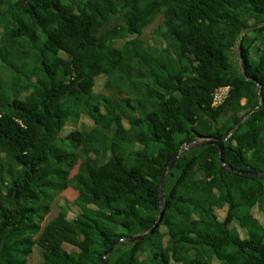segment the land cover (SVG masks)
I'll list each match as a JSON object with an SVG mask.
<instances>
[{
	"label": "trees",
	"instance_id": "16d2710c",
	"mask_svg": "<svg viewBox=\"0 0 264 264\" xmlns=\"http://www.w3.org/2000/svg\"><path fill=\"white\" fill-rule=\"evenodd\" d=\"M158 14L167 50L117 46ZM0 29V264H29L35 248L40 264H102L158 223L178 154L158 228L106 264H264L252 215L264 214V0H0ZM101 76L126 97L95 95ZM222 87L228 98L213 107ZM83 114L95 129L63 138ZM228 136L223 152L183 150ZM79 150L81 212L42 227Z\"/></svg>",
	"mask_w": 264,
	"mask_h": 264
},
{
	"label": "rangeland",
	"instance_id": "374dc122",
	"mask_svg": "<svg viewBox=\"0 0 264 264\" xmlns=\"http://www.w3.org/2000/svg\"><path fill=\"white\" fill-rule=\"evenodd\" d=\"M251 32L252 30L248 31L247 33H251ZM164 34H165V18L163 14H158L154 22L145 29L144 33L141 36H133L128 39L118 40L116 44L118 47H122L127 41L138 38L139 40L143 41L146 45H148L152 49L154 54H160L168 49L169 42L165 38ZM1 35H2V30L0 29V39H1ZM251 36L256 38L258 41H260L261 39V37L255 33H252ZM232 59L236 70L239 73H241L240 54L238 47L234 50ZM107 85H108V77L101 76L100 78H98L96 82V86L94 88V94L102 95V96H113L116 98L126 97L125 95H120L116 88L111 89ZM231 114H232L231 111H228L226 115L220 120V125L223 124L226 121V119L231 116ZM247 118L248 116L244 119V121ZM125 125L128 128L127 122L125 123ZM94 129H95L94 122L87 115L83 114L81 116L80 121L77 124H69L67 126L66 130L62 134V137L64 138L74 131H78L82 133L83 132L91 133ZM202 142L203 140L198 141V143H202ZM195 146H196L195 144L187 145L184 148V150L192 151L195 149H199V148H195ZM77 154H78V162L77 165L72 169L69 178L71 183L70 187L66 191H64L61 195L55 198L51 206V212L48 216H46L45 221L42 224V227H45L50 221L55 219L64 209H67V215L69 220L75 219L77 215H79L81 212L79 207L76 205V200L79 196V192L73 182V179L78 173L80 165L84 161V156L80 150L77 152ZM227 210L228 208H224L217 211L220 220H224V218L227 215ZM252 215L262 226H264V214L261 211L260 207H256L255 209H253ZM232 228L234 230H237L242 238H245L247 236L246 230L242 229L238 223H234L232 225ZM162 232L167 234V230L165 228H162ZM167 241H168V237L164 239V245L167 244ZM121 243L131 244L127 241H123ZM65 248L70 253L77 254V250L74 247L70 245H66ZM126 249L127 247L125 246L120 247L119 251L116 254V257L122 252H124ZM40 263H41V250L39 248H35L33 250V254L31 256V260L29 264H40ZM171 264H176V263L172 261ZM213 264H219V262L216 259H214Z\"/></svg>",
	"mask_w": 264,
	"mask_h": 264
},
{
	"label": "water",
	"instance_id": "95a60500",
	"mask_svg": "<svg viewBox=\"0 0 264 264\" xmlns=\"http://www.w3.org/2000/svg\"><path fill=\"white\" fill-rule=\"evenodd\" d=\"M255 28H258V27H255ZM250 30H248V31H250ZM241 38L239 39V43H240ZM239 54H240V50H239ZM227 139H228V137L225 138L224 140L217 141V140H213V139L199 138V139H196V140L188 143L187 145L195 144L196 145L195 148H202V147H205V146H212V145H214V146H217L220 149V152H223L224 151V148H225V143H226ZM199 140H203V142L202 143H198ZM183 150H181L180 153ZM178 157H179V154L175 157V159L173 160V162L170 164V166L168 167V169L165 171V173L163 175V178L161 180V197H160L161 213H160V219H159L158 223L147 234H144V235H141V236L132 237V238H127V239H124V240H120L117 243H114L110 247V249L105 253V257H104V260H103V263L102 264H106V261H107L108 257L112 254V252L115 249V247L117 245H119L121 242L127 241L129 243H136V242L142 241L144 238L148 237L149 235H152L154 233V231L156 230V228H158V226L160 224V221L162 220L163 215H164V209H163V207H164V200H165V180H166V176H167V173L173 169V167H174V165H175Z\"/></svg>",
	"mask_w": 264,
	"mask_h": 264
},
{
	"label": "built area",
	"instance_id": "2783aa9c",
	"mask_svg": "<svg viewBox=\"0 0 264 264\" xmlns=\"http://www.w3.org/2000/svg\"><path fill=\"white\" fill-rule=\"evenodd\" d=\"M229 91L230 87H222L217 89L214 93L213 107H219L224 104L228 98Z\"/></svg>",
	"mask_w": 264,
	"mask_h": 264
}]
</instances>
